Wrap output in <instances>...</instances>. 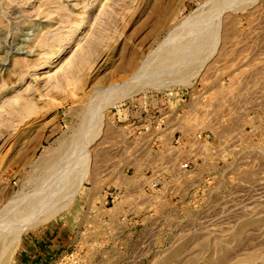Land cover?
<instances>
[{"label": "rangeland", "instance_id": "obj_1", "mask_svg": "<svg viewBox=\"0 0 264 264\" xmlns=\"http://www.w3.org/2000/svg\"><path fill=\"white\" fill-rule=\"evenodd\" d=\"M38 256L264 264V0H0V264Z\"/></svg>", "mask_w": 264, "mask_h": 264}, {"label": "crops", "instance_id": "obj_2", "mask_svg": "<svg viewBox=\"0 0 264 264\" xmlns=\"http://www.w3.org/2000/svg\"><path fill=\"white\" fill-rule=\"evenodd\" d=\"M135 114H136V115H134L135 119H133L132 122L133 123H137L138 122L139 125H136V126L137 127L139 126V129L142 130L139 133H146L150 128L151 129L152 128L153 129L160 128V129L164 130L163 132H164V137H165V140H166L165 145L171 143V137H169V139H167V134H169L167 132V130H168V128H171L172 113H135ZM132 117H133V115H132ZM170 134H171V131H170ZM25 259H23V261ZM47 260L48 259L46 257L43 258V257H39L38 256L35 259L33 258L32 260L26 261V263L27 264H43V262H45Z\"/></svg>", "mask_w": 264, "mask_h": 264}, {"label": "bare ground", "instance_id": "obj_3", "mask_svg": "<svg viewBox=\"0 0 264 264\" xmlns=\"http://www.w3.org/2000/svg\"><path fill=\"white\" fill-rule=\"evenodd\" d=\"M204 40H205V39H204ZM202 42H203V41H202ZM52 187H54V186H52ZM48 189H49V188H48ZM51 189H52V188H51ZM51 189H50V190L45 189V191H44V189H43V192H42V191H41V192H42V194H43L44 192H48V193H46L47 195L50 194V193H52V194L55 193V192L51 191ZM60 189H61V188H60ZM52 190H53V189H52ZM64 190H66V188L63 189V191H64ZM50 191H51V192H50ZM54 191H55V188H54ZM41 192H39L38 194H41ZM64 192H66V191H64ZM64 192H63V193H64ZM36 193H37V192H36ZM63 193L61 192V195H62V196L64 195ZM66 193L68 194V191H67ZM46 194H45V196L47 197ZM59 194H60V192H59ZM36 195H37V194H36ZM50 195H51V194H50ZM54 195H55V194H54ZM52 196H53V195H52ZM56 196L58 197L59 195L56 194ZM56 196H54L55 199L57 198ZM62 196L59 197V199H58V198H57V199L60 200V198H62V200H63V199L65 200V197L63 196V197H64V198H63ZM66 196H67V195H66ZM35 197H37V196H35ZM40 197H41V196H40ZM46 197H45V198H46ZM50 197H51V196H50ZM33 198H34V196L32 197V199H33ZM47 198H48V199H47ZM47 198H46V199H47L48 201H44V200H46V199H44V198H42L43 201H41V200H40V202L38 201V203H39L38 206H35L36 203H37V201H36V202H35V200H33L34 202H31V201H30V204H31V205H32L33 203H35V205H32V206H31V205L29 204L28 206H31V207L26 208L25 211H27V210L30 209V208L32 209V207L35 206L34 210L36 209V211H34L33 209H32V210H33L34 212L37 213V210H38L40 207L43 208V205H44L45 203H49V204L53 203V204H52V205H53V208H52V209H54V204H56L55 202H56L57 199H56V200H54V199H53V200H49V199H51V198H49V195H48ZM52 198H53V197H52ZM32 199H31V200H32ZM34 199H35V198H34ZM37 199H41V198H39V195H38V198H37ZM62 200H61V201H62ZM64 200H63V202H64ZM51 201H52V202H51ZM59 202H60V201H59ZM59 202H58V203H59ZM28 203H29V202H28ZM38 203H37V204H38ZM62 204H63V203H62ZM45 205H46V207H49V205H47V204H45ZM45 205H44V206H45ZM19 208H20V207H19ZM21 209H23V206H21ZM31 209L28 210V211H31ZM44 209H46V208L44 207ZM44 209H43V210H44ZM47 209H49V208H47ZM52 209H51V211H52ZM16 211H17V210H16ZM19 211H20V212H23L24 209H23V210H19ZM38 211H39V210H38ZM45 211H46V210H45ZM47 211L49 212L50 210H47ZM51 211H50V212H51ZM20 212H18V215H20V214L22 215V213H20ZM40 212H41V209H40ZM43 212H44V211H43ZM15 213L17 214V212H15ZM19 213H20V214H19ZM23 213H24V212H23ZM16 214H15L14 216H16ZM24 214H25V213H24ZM24 214H23V215H24ZM26 214H28V213L26 212ZM30 214H32V212H31ZM30 214L27 215V216H31ZM18 215H17V216H18ZM34 215H35V214H34ZM24 216H25V215H24ZM35 216H36V215H35ZM35 216H34V217H35ZM4 217H5V216H4ZM4 217H3V219H4L3 222H5V218H4ZM10 217H13V216H10ZM25 217H26V216H25ZM25 217H23V218H25ZM34 217H33V215H32V217H30L31 221H32V219H34ZM6 218L9 220V215H8ZM13 218H14V217H13ZM13 218H11L10 220H12V223L14 224L15 220H14ZM15 218H16V217H15ZM20 218H22V216H20ZM23 218L20 219V220H22V224L25 223V222H27V221H29L27 217H26L24 220H23ZM17 219H18V218H16V220H17ZM13 220H14V221H13ZM18 220H19V219H18ZM20 220H19V225H21V224H20V223H21ZM6 221H7V220H6ZM24 221H25V222H24ZM33 221H35V220H33ZM27 223H28V222H27ZM15 224H16V226H17V225H18V221L15 222ZM15 224H14V226L11 225V224H10V225L13 226V227H15V229H17V227L15 226ZM28 224H29V223H28ZM30 224H31V223H30ZM10 225H9V226H10ZM11 226H10L9 228H12ZM24 226H25V224H24ZM26 226H27V225H26ZM28 226H29V225H28ZM19 227H20V230H21V226H18V229H19ZM23 228H24V227H23ZM22 231H23V230H22ZM20 232H21V231H20ZM13 233H14V232H13ZM7 235H8V234H7ZM14 235H15V234H14ZM8 236H9V235H8ZM8 236H7V237H8ZM7 237H5V238H6V239H5L6 241H8V240H7V239H8ZM18 237H19V236H18ZM12 238H13V237H12ZM6 244H7V243H6ZM4 246H6V245H4Z\"/></svg>", "mask_w": 264, "mask_h": 264}]
</instances>
